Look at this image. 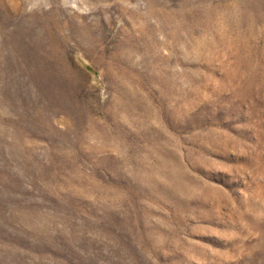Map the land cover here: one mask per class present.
<instances>
[{
  "label": "rangeland",
  "instance_id": "374dc122",
  "mask_svg": "<svg viewBox=\"0 0 264 264\" xmlns=\"http://www.w3.org/2000/svg\"><path fill=\"white\" fill-rule=\"evenodd\" d=\"M0 264H264V0H0Z\"/></svg>",
  "mask_w": 264,
  "mask_h": 264
}]
</instances>
